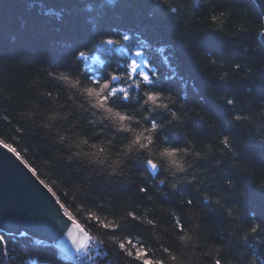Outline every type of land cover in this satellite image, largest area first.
<instances>
[{"label": "clouds", "instance_id": "clouds-1", "mask_svg": "<svg viewBox=\"0 0 264 264\" xmlns=\"http://www.w3.org/2000/svg\"><path fill=\"white\" fill-rule=\"evenodd\" d=\"M151 3L223 117L196 87L190 96L140 80L120 92L126 69L90 73L72 43L37 34L0 51V157L44 189L75 250L69 233L87 235L94 264H264V205L247 193L250 185L264 194V0ZM209 35L220 52L199 46ZM6 252L0 264L30 255L23 246Z\"/></svg>", "mask_w": 264, "mask_h": 264}, {"label": "trees", "instance_id": "trees-1", "mask_svg": "<svg viewBox=\"0 0 264 264\" xmlns=\"http://www.w3.org/2000/svg\"><path fill=\"white\" fill-rule=\"evenodd\" d=\"M110 2L111 0H0V51L10 52L24 40L44 34L57 44L64 41L72 43L80 61L90 73L98 75L106 66L113 64L126 69L122 75L128 84L118 83V89L126 90L128 85L143 80L145 76L151 82L157 80L158 84L169 90L188 92L190 96H193L192 89L196 87L199 89L198 96L203 97L205 107L217 118H222V111L207 96L206 82L192 70L183 43L173 39L175 28L168 23L162 8L152 4L151 0H119L115 8L110 7ZM247 6L252 9L253 14H258L254 5ZM97 37L118 44H102ZM141 46L142 53L139 52ZM199 46L212 52H220L222 48L211 35ZM141 55L145 58L144 61H140ZM256 55L259 56L260 53L257 52ZM93 56H98L99 59L93 60ZM260 76V87H264V73ZM247 193L250 202L264 205V194L256 192L250 185L247 186ZM0 235L6 237L7 249L20 246L27 249L30 255L25 257L26 264L37 257L43 264L45 259L57 256L50 247L34 244V238L29 235L12 236L2 232ZM259 247L264 248V245ZM95 252L93 247L86 259H80L78 264H93L89 258ZM62 261L63 264H75L71 260Z\"/></svg>", "mask_w": 264, "mask_h": 264}, {"label": "water", "instance_id": "water-1", "mask_svg": "<svg viewBox=\"0 0 264 264\" xmlns=\"http://www.w3.org/2000/svg\"><path fill=\"white\" fill-rule=\"evenodd\" d=\"M0 158L4 159L0 161V232L26 233L52 243L66 257L77 254L64 237L65 225L44 189L6 154Z\"/></svg>", "mask_w": 264, "mask_h": 264}, {"label": "snow or ice", "instance_id": "snow-or-ice-1", "mask_svg": "<svg viewBox=\"0 0 264 264\" xmlns=\"http://www.w3.org/2000/svg\"><path fill=\"white\" fill-rule=\"evenodd\" d=\"M128 39H131V37H128ZM101 43H102V44L112 45V46H116V45L118 44V42L111 41V40L102 41ZM139 52H140V53L143 52V46H141ZM130 58H131V57H130ZM92 59H93V60H98L99 57H98V56H93ZM144 60H145V58L141 55V56H140V61H144ZM138 62H139V61H138ZM125 63H126V62H125ZM141 66H142V65H141ZM113 79H114V80H119L120 77L115 76V77H113ZM143 81H144L145 83H151V80H150V78H149L148 76H145L144 79H143ZM137 86H139V85H137ZM103 87H104V88H107L108 85L105 84ZM87 91H88V94H89L90 96H96V97L99 98L100 95H101L100 92H94L92 89H88ZM118 91H120V92H124L125 89L120 88V89H118ZM147 98H148V100H150V101H155V100H156V97L153 96V95H148ZM98 104H99V105H102V104H103V100H98ZM113 115H117V116H118V114H113ZM118 118H119V119H123V117H118ZM4 147L7 148V150H8L9 152H12V153L15 154V149L12 148L10 145H4ZM167 154H168V155H171L170 153H167ZM17 159H20V157H19L18 155H17ZM29 171L32 172L33 175H35V172H34L32 169L29 168ZM40 183L43 184L44 182H43V181H40ZM45 187H47V185H45ZM48 190L51 192V189H50V188H49ZM65 215H66V216H69V214H68L67 212H65ZM69 218H70V216H69ZM75 227H79V225H75ZM22 235H23V234H22ZM69 238L72 239L74 242L78 241V243H76V250H77V252H81L83 249H86V248L88 247V243H87V239H88V238H87V235H85V236H83V237H80V236H78L75 232H70V233H69ZM6 245H7V243H6V237L3 236V235H0V251H4L5 254H7V252H6V249H7ZM141 254H142V253H141L140 251H138V252H137V258H139V257L141 256ZM89 260L92 261L91 258H89ZM92 262H93V261H92ZM93 264H94V262H93ZM146 264H150V262H146Z\"/></svg>", "mask_w": 264, "mask_h": 264}, {"label": "rangeland", "instance_id": "rangeland-1", "mask_svg": "<svg viewBox=\"0 0 264 264\" xmlns=\"http://www.w3.org/2000/svg\"><path fill=\"white\" fill-rule=\"evenodd\" d=\"M2 233L6 234V235H12V236H16V235H19V234H25V235H28V234H26V233H17V234H11V233H5V232H2ZM29 236H30V235H29ZM31 237H32V236H31ZM33 238H34V237H33ZM33 243L36 244L37 246L39 245V244H37V240H36V239L33 240ZM40 246H46V245H42V244H40ZM47 247H48V246H47ZM52 249H53V248H52ZM53 251H55V253H56L57 256H58L57 251L54 250V249H53ZM91 251H92V250H90V252H91ZM83 252H84V251H81L80 254H82ZM72 256H73V255H72ZM72 256L69 257L68 260H69L70 258H73Z\"/></svg>", "mask_w": 264, "mask_h": 264}, {"label": "bare ground", "instance_id": "bare-ground-1", "mask_svg": "<svg viewBox=\"0 0 264 264\" xmlns=\"http://www.w3.org/2000/svg\"><path fill=\"white\" fill-rule=\"evenodd\" d=\"M37 244H39L38 246H40V244H42V245H47V246L50 247L51 249L53 248L54 250H56L57 253L59 254V251H58L57 247H55L52 243H47V242H45V241H39V242H37ZM91 248L93 249V246H91ZM76 264H77V263H76Z\"/></svg>", "mask_w": 264, "mask_h": 264}, {"label": "built area", "instance_id": "built-area-1", "mask_svg": "<svg viewBox=\"0 0 264 264\" xmlns=\"http://www.w3.org/2000/svg\"><path fill=\"white\" fill-rule=\"evenodd\" d=\"M89 248L91 249V246H89Z\"/></svg>", "mask_w": 264, "mask_h": 264}]
</instances>
